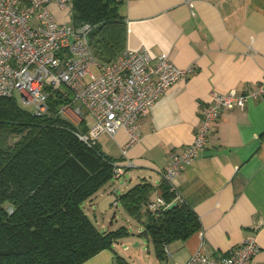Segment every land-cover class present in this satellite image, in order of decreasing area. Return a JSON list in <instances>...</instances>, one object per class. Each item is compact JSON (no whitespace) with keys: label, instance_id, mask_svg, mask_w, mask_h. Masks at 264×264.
I'll list each match as a JSON object with an SVG mask.
<instances>
[{"label":"crops","instance_id":"0c3cea01","mask_svg":"<svg viewBox=\"0 0 264 264\" xmlns=\"http://www.w3.org/2000/svg\"><path fill=\"white\" fill-rule=\"evenodd\" d=\"M50 9L59 22L69 20L55 5ZM119 13L126 24L124 49L164 52L178 67L194 70L139 119V139L124 152L125 129L98 138L101 150L123 169L118 184L106 191L115 197L143 180L159 185L170 151L181 152L193 141L212 91L264 89V0H125ZM176 182L199 220L198 230L168 243V252L158 257L152 243L138 236L143 225L121 207L130 234L84 264H116V253L128 264H185L199 247L207 257H219L253 235L259 245L254 260L264 264V224L254 229L264 219V93L243 109L221 110L204 147ZM156 196L157 191L150 198ZM95 201L84 204L85 212L99 228L116 229L117 214L107 223L95 213ZM129 240L136 241L133 248Z\"/></svg>","mask_w":264,"mask_h":264},{"label":"trees","instance_id":"16d2710c","mask_svg":"<svg viewBox=\"0 0 264 264\" xmlns=\"http://www.w3.org/2000/svg\"><path fill=\"white\" fill-rule=\"evenodd\" d=\"M124 1L71 0L72 25L93 26L89 43L98 62H112L125 48L126 24L119 13ZM69 100L67 91H51L46 112L37 115L16 97H0V264H84L130 234L124 226L99 228L85 212L84 204L116 179L117 159L98 142L88 146L79 140L76 133L87 130L85 121L76 126L59 113ZM157 197L169 205L148 209ZM175 197L162 179L158 186L143 180L114 199L143 225L138 236L152 243L158 257L168 243L199 228L191 206ZM115 261L128 264L117 253Z\"/></svg>","mask_w":264,"mask_h":264},{"label":"built area","instance_id":"2783aa9c","mask_svg":"<svg viewBox=\"0 0 264 264\" xmlns=\"http://www.w3.org/2000/svg\"><path fill=\"white\" fill-rule=\"evenodd\" d=\"M52 4L69 20L59 22L50 9ZM71 8V0H0V97H15L18 92L24 102L33 106L32 112L41 115L47 110L51 91H67L71 100L60 106L61 116L76 126L87 115L93 120L85 132L76 133L79 140L91 146L102 134L113 137L119 129H125L128 141L124 152L139 139V119L194 67H178L167 53L155 55L145 48H126L112 62H98L89 43L93 26H73ZM262 93V86L242 94L234 90L210 93L193 141L181 152L170 151L162 170V179L176 194V200H184L176 188L177 178L204 147L221 110L243 109L248 99ZM113 165L117 179L123 169L116 162ZM116 203L114 200L113 205ZM168 205L157 197L147 207L156 210ZM260 224L264 219L254 229ZM258 250L253 235L219 257H207L199 247L185 264H258L254 260Z\"/></svg>","mask_w":264,"mask_h":264},{"label":"rangeland","instance_id":"374dc122","mask_svg":"<svg viewBox=\"0 0 264 264\" xmlns=\"http://www.w3.org/2000/svg\"><path fill=\"white\" fill-rule=\"evenodd\" d=\"M94 72H97L98 70L95 68L93 69ZM15 97L17 99V101L19 102V104L24 107L27 110L32 111L33 110V106L30 104H27L26 102H24L21 97L20 94L18 92H15ZM87 121H88V126L92 125L93 120L91 118V116L87 115L85 116ZM10 141L12 142L13 139L11 138ZM118 179H114L111 180L109 183H107L105 185L104 188V193L102 195H99L95 201V203H93V205H95V213H97L98 216L101 215H105V220L108 221L113 217V214L116 213L117 214V221H115L114 223V228H118L119 226H125L127 223H125V219H122V217H124L122 214H119L122 211L121 206H115L112 204L113 200L115 199V195L113 193H111L110 191L106 192L107 190H109L111 188V186H115L118 183ZM88 212V210H87ZM121 215V216H120ZM90 216L93 217L92 213H90ZM117 222V223H116ZM136 241H134L133 243L131 242V240L128 241V244L130 245L131 248H133L132 246L134 245ZM140 247L142 246V241H140ZM119 249V247L117 248V250ZM121 253V250H120Z\"/></svg>","mask_w":264,"mask_h":264},{"label":"water","instance_id":"95a60500","mask_svg":"<svg viewBox=\"0 0 264 264\" xmlns=\"http://www.w3.org/2000/svg\"><path fill=\"white\" fill-rule=\"evenodd\" d=\"M173 205H174V203L171 206H173Z\"/></svg>","mask_w":264,"mask_h":264}]
</instances>
